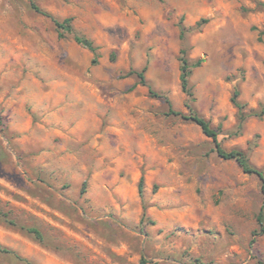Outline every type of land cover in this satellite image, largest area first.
<instances>
[{"label": "rangeland", "instance_id": "obj_1", "mask_svg": "<svg viewBox=\"0 0 264 264\" xmlns=\"http://www.w3.org/2000/svg\"><path fill=\"white\" fill-rule=\"evenodd\" d=\"M148 87L264 172V0H0V264H264L259 179Z\"/></svg>", "mask_w": 264, "mask_h": 264}, {"label": "trees", "instance_id": "obj_2", "mask_svg": "<svg viewBox=\"0 0 264 264\" xmlns=\"http://www.w3.org/2000/svg\"><path fill=\"white\" fill-rule=\"evenodd\" d=\"M32 8L39 13H42L41 10L35 6L34 4H32ZM52 22L55 26V29L57 31V36L59 39H63L65 37L66 33H72L73 29L71 26V19H65L64 21H58L56 19L52 18ZM184 33H185V28L180 26V36L181 39H183L184 37ZM74 41L81 45L82 47H84L85 49H87L92 55V61L91 63L93 65L97 64L98 62V52H97V47H95L93 45V43L87 39H85L84 37H81L77 34L74 35ZM180 82H181V89L182 91L189 97V100L191 102L194 101L193 98V94L191 92L190 86H189V77L192 73V71L194 69H197L201 66V64L203 63L202 59H198L194 62H190V60L187 57V51L186 50H180ZM146 71V68H144L141 72H130L129 74H135L141 85L146 86V80H145V76L144 73ZM149 90V94L151 97H155V98H163L168 106V113L167 115H173V116H180L183 119L189 120L192 123H194L196 126H198L201 130V132L203 133V135L209 139H211L213 146H214V151L216 153V155L226 161H234L239 168L242 170V172L244 174L247 175H255L261 185H260V189L261 192L263 194L264 197V172L261 169H258L256 167L251 166V164L248 161V158L246 157V155L244 154L243 151L241 150H231V151H226L224 150L219 141H218V133L211 128L210 124L208 121H206L205 119H203L202 117L198 116L192 109L191 105H187V109L189 111L188 115H184L180 112H176L172 109V106L170 104V102L160 96L159 94H157L156 92H154L150 87H148ZM238 97H239V91L237 89L234 90L233 92V96L231 97V103L234 105L235 108H237V110L240 112L241 116V120L243 121L245 119V117L243 116V111L245 109V105L242 104L241 102L238 101ZM142 189V179L140 180L139 183V192H141ZM257 223L259 225V234L264 235V208L261 207L258 215H257ZM29 233L33 234L34 237L41 241L42 240V236L41 233L38 232L35 229H28L27 230ZM0 252L4 253V254H12L14 255L17 259L23 261L17 254H15L14 252H12L11 250L4 248L2 246H0ZM27 264H31L28 261H25Z\"/></svg>", "mask_w": 264, "mask_h": 264}]
</instances>
